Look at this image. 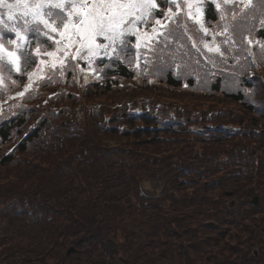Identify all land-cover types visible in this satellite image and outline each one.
I'll list each match as a JSON object with an SVG mask.
<instances>
[{
    "label": "trees",
    "instance_id": "obj_1",
    "mask_svg": "<svg viewBox=\"0 0 264 264\" xmlns=\"http://www.w3.org/2000/svg\"><path fill=\"white\" fill-rule=\"evenodd\" d=\"M157 3L137 24L149 36L161 9L176 10ZM220 15L203 5L214 42L179 19L181 5L149 47L126 35L118 57L75 61V47L61 61L46 56L64 49L42 33L22 31L17 48L5 32L21 62L17 72L0 61V98L29 73L43 76L0 116V264H264V16L250 12L242 34L221 35ZM53 59L54 68L40 63ZM174 89L196 104L165 103ZM219 98L226 106H205ZM159 176L161 195L145 196L143 181Z\"/></svg>",
    "mask_w": 264,
    "mask_h": 264
},
{
    "label": "snow or ice",
    "instance_id": "obj_2",
    "mask_svg": "<svg viewBox=\"0 0 264 264\" xmlns=\"http://www.w3.org/2000/svg\"><path fill=\"white\" fill-rule=\"evenodd\" d=\"M160 2L175 7V12L172 7H169L166 12L161 9V13L174 23H176L181 12V5H183V16H180L179 19L185 21L189 18L192 19L199 26L200 31L212 35L213 42L215 33H209L203 20V5L206 2L214 4L221 10L220 20L223 21L220 25L221 35L228 34L229 30L242 34L245 31V24L250 12L259 11L260 15L264 16V0H222L223 5L231 6L228 15L224 14L221 0H160ZM237 4L240 5L239 14L232 10ZM45 5L49 8L47 12L44 11ZM158 8L157 0H37V3H30V0H0V41L3 40L5 32H13L17 39L8 40L7 43L16 45L17 48L23 47L24 45L17 44V40L25 39L22 31L31 30L42 33L55 45H62L63 56L68 55V49L75 47L73 58L81 53H84V58L94 57L98 51H103L105 56L115 54L118 57L117 49L122 51L121 46L127 44L126 35L136 36L137 47L141 46V40L145 47L150 46L151 40L159 34L158 26H163L162 21L154 20L151 36L146 32H141L137 28V24L147 25L149 18H154L155 10ZM51 9H60V12L54 15ZM64 12H67L66 16L62 14ZM261 24L264 25V20H261ZM176 26L180 25L177 23ZM184 31H187L186 25ZM168 34L171 35L172 32L169 31ZM57 36L59 39H56ZM98 38H103L106 43H98ZM230 39L229 35L224 42L229 43ZM201 43L209 52H215L220 56L224 55L219 45L215 43L210 45L205 41H201ZM248 43L251 44L252 41L249 40ZM193 44L195 46V42ZM259 46L264 50V44ZM35 51L37 56L41 54L39 48ZM56 51H60V48L57 47ZM56 51L47 52L45 55L55 58ZM23 56L24 63H28V54L23 53ZM0 61H5L17 72L20 71L21 56L16 51L5 48L2 42H0ZM40 63H50L53 68L56 66L55 59L52 61L41 60ZM4 66L3 63H0V69H3ZM32 75L33 73H29L30 83ZM27 87L25 86V90ZM18 95H23V93H18Z\"/></svg>",
    "mask_w": 264,
    "mask_h": 264
},
{
    "label": "rangeland",
    "instance_id": "obj_3",
    "mask_svg": "<svg viewBox=\"0 0 264 264\" xmlns=\"http://www.w3.org/2000/svg\"><path fill=\"white\" fill-rule=\"evenodd\" d=\"M168 86L164 85V89H167ZM189 93L186 90H181V89H174L168 92V96L167 98H165V103H175L176 105L180 103L185 104L189 107L193 106L196 103H193L191 97L188 95ZM210 105H214L217 107H224L226 106L225 103L222 102V99H214L211 104L210 102H208L205 106L208 107ZM147 181L145 180L144 183L142 184L143 186L147 185ZM163 182L160 179V183ZM155 182H152L150 185V191L149 192H153V193H157V191L160 189L161 184L158 182V184L156 186H154Z\"/></svg>",
    "mask_w": 264,
    "mask_h": 264
},
{
    "label": "water",
    "instance_id": "obj_4",
    "mask_svg": "<svg viewBox=\"0 0 264 264\" xmlns=\"http://www.w3.org/2000/svg\"><path fill=\"white\" fill-rule=\"evenodd\" d=\"M258 201H259V200H258L257 197L253 200L254 203H258ZM72 250H73V249H71L70 252H71Z\"/></svg>",
    "mask_w": 264,
    "mask_h": 264
}]
</instances>
